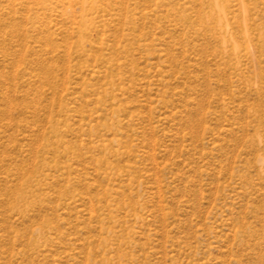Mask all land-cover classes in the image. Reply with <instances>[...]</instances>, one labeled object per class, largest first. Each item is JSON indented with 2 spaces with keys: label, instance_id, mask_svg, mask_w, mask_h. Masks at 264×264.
I'll list each match as a JSON object with an SVG mask.
<instances>
[{
  "label": "rangeland",
  "instance_id": "1",
  "mask_svg": "<svg viewBox=\"0 0 264 264\" xmlns=\"http://www.w3.org/2000/svg\"><path fill=\"white\" fill-rule=\"evenodd\" d=\"M0 264H264V0H0Z\"/></svg>",
  "mask_w": 264,
  "mask_h": 264
}]
</instances>
